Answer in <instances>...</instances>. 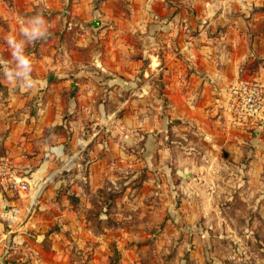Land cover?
Wrapping results in <instances>:
<instances>
[{"label":"crops","instance_id":"crops-1","mask_svg":"<svg viewBox=\"0 0 264 264\" xmlns=\"http://www.w3.org/2000/svg\"><path fill=\"white\" fill-rule=\"evenodd\" d=\"M37 14L49 35L25 45L36 85L0 72V157L42 195L80 202L4 194L21 221L0 222L12 243L0 264H106L114 251L142 264L146 238L162 248L151 264H264V120L226 110L232 83L264 81V0H0V61L14 66L5 37ZM120 179L124 194L140 184L114 237L100 195Z\"/></svg>","mask_w":264,"mask_h":264},{"label":"built area","instance_id":"built-area-1","mask_svg":"<svg viewBox=\"0 0 264 264\" xmlns=\"http://www.w3.org/2000/svg\"><path fill=\"white\" fill-rule=\"evenodd\" d=\"M226 110L236 125L247 127L259 119L264 120V81L250 79L232 83L227 89ZM30 177L0 157V222L8 225L9 232H14L12 225L20 223L21 209L18 205L7 204L4 194H17L20 198L26 195L31 187ZM3 240L4 248L12 247L11 241L6 244V239L0 238V242Z\"/></svg>","mask_w":264,"mask_h":264},{"label":"rangeland","instance_id":"rangeland-1","mask_svg":"<svg viewBox=\"0 0 264 264\" xmlns=\"http://www.w3.org/2000/svg\"><path fill=\"white\" fill-rule=\"evenodd\" d=\"M55 158L54 159V163L52 164L53 168L50 169L51 170H54L56 166H60L59 164V158L54 156ZM41 165H42V162H39L38 164L34 165V167L31 169L32 172H38L40 171L41 169ZM39 173V172H38ZM36 175L35 177V181L37 180H42L40 178V176ZM59 173L56 171L53 173V176H49L48 178H46L45 180H49L51 181L52 183L56 182L58 180V175ZM39 176V177H38ZM33 179V176L31 175L30 177V191L28 193H30V197H32V201L36 202L38 201L41 197H43L44 199L46 200H49V201H52V202H60L62 201V199H65L68 200L69 202L73 203V204H76L78 202H80V199L79 197L75 196V195H72V194H60L58 191H55L53 194L51 195H42L40 193L41 191V188L40 187H37V184H32L31 183V180ZM34 181V183H35ZM140 183H137L135 180L133 181H128L127 182V185L129 187H131L129 190H128V193L127 194H124L122 188L121 187V179L118 180V183L115 185L116 187L113 188L114 190L111 192V194H107L105 196V194H101L100 196L101 197V200H102V203L104 201H106L107 204H109V206L107 205V213H111L112 214V218H110V216L108 215V219L107 222H106V228H111L113 233H114V237L117 236V233L119 232V223L117 222V219L116 218H124L126 216H128L131 212L128 210V209H125L123 208V205L125 202H127L128 200H131L132 198L135 197L136 195V190L138 188ZM36 185V186H35ZM124 186H126L125 184H123ZM37 187V188H36ZM36 189V190H35ZM63 196V198H62ZM19 197V196H18ZM152 198V197H151ZM90 200L92 201L93 203V208H90L88 209L87 211H85L86 213H88V218H90L91 220V225H92V229L95 233H99L101 232L102 228L104 227V224L101 226L100 224V221L98 220V217H99V209H98V204L96 203V201H93L91 198ZM82 201V200H81ZM116 201H119L120 205H117L115 204ZM83 203V202H81ZM110 206H112V208L109 210ZM104 213V210L101 211ZM147 219V217H146ZM126 228L134 233H136V231L134 229H132L131 227H129V225H126ZM145 233H148L149 235L151 234H154V235H157L159 232H161L162 230V227H148L146 226L145 229H143ZM260 230V229H258ZM139 232L140 231V228H139ZM129 245H131L132 243H128ZM154 242H152L151 240L149 241V238H146V242H145V250H144V253L142 254L143 257H133V262H136V261H139L141 262L142 264H151L153 263V260L155 255L159 253V250L162 251V248L158 247V251L154 253V251H152V246H153ZM166 245V248H168ZM172 249H175V245H173V243H171V246H170ZM113 249L116 250V240L114 238V241H113ZM173 250H170L169 249V254L167 255L168 257L170 256V254H172ZM130 258V255L126 256L125 259L123 260H129ZM87 260V259H86ZM163 260V258L161 259ZM121 263V259L120 257L118 256V254L114 251L113 254H112V257L109 259V262L106 263V264H120ZM83 264H87V262H84L83 261ZM105 264V263H104ZM156 264H160V259L159 261L156 263Z\"/></svg>","mask_w":264,"mask_h":264},{"label":"clouds","instance_id":"clouds-1","mask_svg":"<svg viewBox=\"0 0 264 264\" xmlns=\"http://www.w3.org/2000/svg\"><path fill=\"white\" fill-rule=\"evenodd\" d=\"M20 36L9 34L5 37L6 43L11 49V57L14 66H10L7 61H0V72L9 83H14L17 78H23L25 86L32 88L36 81L31 76L32 62L25 54V45L34 43L37 40L46 39L49 35L46 22L41 14H37L27 21L20 20Z\"/></svg>","mask_w":264,"mask_h":264},{"label":"water","instance_id":"water-1","mask_svg":"<svg viewBox=\"0 0 264 264\" xmlns=\"http://www.w3.org/2000/svg\"><path fill=\"white\" fill-rule=\"evenodd\" d=\"M97 23H98V21H96V22H92L93 25H96Z\"/></svg>","mask_w":264,"mask_h":264}]
</instances>
